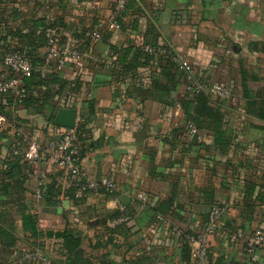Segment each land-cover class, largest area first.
Returning a JSON list of instances; mask_svg holds the SVG:
<instances>
[{"label":"crops","instance_id":"1","mask_svg":"<svg viewBox=\"0 0 264 264\" xmlns=\"http://www.w3.org/2000/svg\"><path fill=\"white\" fill-rule=\"evenodd\" d=\"M115 1L6 0L0 6V43L12 44L9 37L4 40L7 31H24L41 19L55 23L61 46L83 51L59 71L41 72L44 79L55 73L60 81L32 87L27 105H15L12 95L0 97V107L40 148L36 162L27 160L25 212L35 216L40 232L79 234L93 264L102 256L112 264H202L158 225L152 208L196 232L219 204L224 213L209 236L204 264H264V243L250 255L245 251L256 229L264 233V0H133L140 12L125 10L124 29L93 36L96 22L111 17ZM146 33L194 64L201 81L231 88L233 99L196 102L183 74L159 56L140 68L138 82L117 81L114 49L137 37L142 44ZM6 73L0 66V76ZM156 84L168 91H158ZM63 108L74 112L72 127L56 122ZM9 120L0 112V170L13 130ZM68 130L84 144L80 163L87 175L112 180L114 194L79 188L53 163L46 150ZM137 192L146 194L144 204L134 202ZM122 208L129 222L118 220ZM14 218L15 250L41 264L46 263L42 256L59 257L60 237L25 240L20 214ZM123 223L130 225L127 234L114 232L109 242L107 229ZM20 255L15 253V261Z\"/></svg>","mask_w":264,"mask_h":264},{"label":"trees","instance_id":"2","mask_svg":"<svg viewBox=\"0 0 264 264\" xmlns=\"http://www.w3.org/2000/svg\"><path fill=\"white\" fill-rule=\"evenodd\" d=\"M6 0H1L0 6L5 3ZM133 0H128L125 4L124 9L116 15V22L118 24V28L124 29L123 25V13L129 7H132L136 10V12H140V6H136L132 4ZM132 4V5H130ZM101 21L96 22L95 28L92 31L93 34L96 30H98V24ZM55 23L43 21L41 19H36L32 22V25L29 26L26 30H15V31H7L4 36V40H6V36L13 41L12 44H4L0 43V50H16L20 51L24 54V56L31 62L33 66V71L30 76L22 78L20 82V86L24 89V92L20 98V102H17V97L14 94L13 90H9L6 93H1L0 97H5L7 95H12V101L15 105H27L28 104V96L30 94V90L32 87L43 83L45 80H49L52 83H56L60 81L58 75L51 74L48 79H44L41 77L40 73L45 71L47 68H43L44 64V56L38 54L37 50L41 47H45V42L43 38V34L46 30L52 29L56 32V28H54ZM106 29L99 30V36ZM4 33V31H2ZM144 42L142 44H134L114 49V58H113V73L117 81L124 80L125 78H131L132 80L138 82L140 79V68L149 62V60L153 59L154 56H159L160 58L167 61L169 68H174L181 74L175 62L170 58L168 54H155L152 52H145L143 50V45L148 44L152 46H156L154 41H151V37L144 35ZM1 41V39H0ZM80 48V47H79ZM78 48V49H79ZM113 48V47H112ZM81 52L82 49H79ZM52 70H55L54 67L50 66ZM44 69V70H43ZM59 71V70H55ZM184 76V74H183ZM65 86V83L63 84ZM185 85V79H184ZM155 89L160 92H167V87H162L156 84ZM194 96L196 102H199L200 97H204L206 102L212 104L211 97L204 91L198 92H188ZM209 105V104H208ZM0 112L5 113L7 118H10V123L13 125V128H21L27 135V139H30L29 133L24 130L19 123H17L16 119L11 117L9 112L4 111L2 107H0ZM192 124V123H191ZM188 125V124H187ZM77 133V129L75 130ZM74 136V134H73ZM11 137V135H10ZM75 137V136H74ZM77 137V136H76ZM74 147L76 149V156L78 161L81 160V154L84 151V144L78 138H74L73 141ZM25 142H21L14 152L11 149V141H8V155L4 160V167L0 170V264H41L42 261L40 259H27L25 255L16 249V243L18 239V235L16 234L17 229V219L14 218L15 212L20 214L19 222L24 234L25 240H38L43 237H60L61 243L55 249L58 258L47 260L44 256L43 259L46 260L45 264H93L90 256L80 247L81 238L79 234L72 232L71 230H63L62 232H40L36 225L35 216L31 213L25 212L27 210V204L25 202V187L24 181L26 179V175L30 170L29 163L25 159ZM75 178V177H74ZM76 180V179H75ZM78 185V184H77ZM104 191L109 194H114L113 191L106 190L102 185H98V188L95 192ZM134 202L138 204V201L134 197ZM161 214L167 216L165 212L159 211L157 208H152V216L155 221L158 223L156 215ZM168 217V216H167ZM170 218V217H169ZM171 219V218H170ZM207 219V218H206ZM172 226H176L174 221L171 219ZM206 221V220H205ZM122 228H108L107 233L109 236V242L112 241V234L114 232L122 233L124 235L127 234L130 225L123 223ZM159 225V223H158ZM174 235V234H172ZM175 236V235H174ZM179 242L182 243L184 252L188 256V252H190V248L187 243L181 237L175 236ZM33 242V241H32ZM93 248V247H92ZM20 253V262L18 260L15 261L16 256L15 253ZM15 258V259H14ZM99 264H112L110 261L104 259V256L98 258ZM135 264H142V261L134 262ZM128 264V263H125ZM231 264V263H230Z\"/></svg>","mask_w":264,"mask_h":264},{"label":"built area","instance_id":"3","mask_svg":"<svg viewBox=\"0 0 264 264\" xmlns=\"http://www.w3.org/2000/svg\"><path fill=\"white\" fill-rule=\"evenodd\" d=\"M128 0H116L112 10L111 17L107 21H101L98 24L93 36H99L100 29H115L118 28L116 15L121 12ZM1 2V0H0ZM46 53L44 56L43 68L54 67L55 70H61L68 60H77L82 56V52L76 47L61 46L57 33L48 29L43 34ZM134 44H140V37L133 40ZM145 52L155 54H168L175 62L177 68L183 72L185 79V89L188 92H206L214 101L231 100L234 94L228 86L219 83H205L199 79L198 69L194 64L188 63L178 52L173 50L167 43H161L156 46L145 44L143 45ZM0 66L7 70L6 74L0 76V94L13 90L17 97V102L24 92L20 86L22 78L30 76L33 71L31 62L20 51L16 50H0ZM44 70V69H43ZM9 72V73H8ZM188 133L193 135L196 131L193 124L187 125ZM11 149L16 152L17 147L21 142H25V159L31 162H36L39 157V146L31 139H27L26 133L21 128L12 130ZM74 136L72 130L65 131L58 141L50 145L46 152L53 163L61 170L75 177L76 182L81 189L96 191L98 185H102L108 191H115L116 184L107 177L100 180H95L87 175L80 161L76 156L77 152L73 144ZM135 199L138 204H144L147 201V196L143 192H137ZM122 208V214L118 220L129 222L128 214ZM224 213L223 206L213 205L209 212L206 221L201 230L196 232L185 231L178 226H172L169 217L157 214L156 218L163 230L169 231L177 237L183 238L190 248L191 256L199 263L204 264L209 256V236ZM264 243V233L260 229H256L247 239L245 251L248 255L252 254L256 248ZM231 264H250L248 260L232 262Z\"/></svg>","mask_w":264,"mask_h":264},{"label":"water","instance_id":"4","mask_svg":"<svg viewBox=\"0 0 264 264\" xmlns=\"http://www.w3.org/2000/svg\"><path fill=\"white\" fill-rule=\"evenodd\" d=\"M56 122L65 127H72L74 124V112L71 109H60L56 114Z\"/></svg>","mask_w":264,"mask_h":264}]
</instances>
